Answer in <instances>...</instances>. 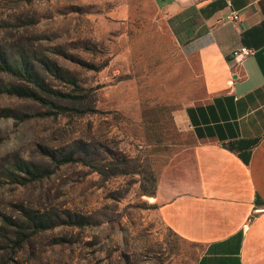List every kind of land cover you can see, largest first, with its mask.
Listing matches in <instances>:
<instances>
[{
  "label": "rangeland",
  "instance_id": "1",
  "mask_svg": "<svg viewBox=\"0 0 264 264\" xmlns=\"http://www.w3.org/2000/svg\"><path fill=\"white\" fill-rule=\"evenodd\" d=\"M19 53L68 70L94 111L45 115L46 106L0 91V264H195L200 246L171 231L139 190L140 169L152 172L156 187L192 172L193 139L178 111L202 94L196 63L181 54L151 0H0V58ZM12 82L0 70V86ZM76 140L90 144L100 164H118L115 173L102 178L41 155V146L61 151ZM14 159L51 173L18 183ZM24 210L56 225L17 244ZM66 212L83 224H69Z\"/></svg>",
  "mask_w": 264,
  "mask_h": 264
},
{
  "label": "crops",
  "instance_id": "2",
  "mask_svg": "<svg viewBox=\"0 0 264 264\" xmlns=\"http://www.w3.org/2000/svg\"><path fill=\"white\" fill-rule=\"evenodd\" d=\"M151 3L202 85L178 111L192 172L158 183L152 201L169 229L200 246L195 264H264V0ZM230 10L237 20L223 19ZM239 45L252 53L237 64Z\"/></svg>",
  "mask_w": 264,
  "mask_h": 264
},
{
  "label": "trees",
  "instance_id": "3",
  "mask_svg": "<svg viewBox=\"0 0 264 264\" xmlns=\"http://www.w3.org/2000/svg\"><path fill=\"white\" fill-rule=\"evenodd\" d=\"M89 69L96 70L97 67L92 64H84ZM0 70L9 73L17 82L8 83L0 86V91L18 97L28 98L36 103L46 106L45 115H56L65 112L66 108L74 109L79 113L93 112L91 94L81 87L75 76L68 70L61 68L53 60L46 57L30 60L22 53L15 56V59L8 60L0 58ZM48 77L50 80L46 79ZM50 81H57L65 85L66 89H61ZM79 102H84L82 108L72 107ZM71 105L68 107L67 105ZM43 158L49 159L54 165H61L70 162H78L96 171L102 178L115 173L116 165L112 161L98 162L93 157L92 146L82 140L73 141L66 149L57 150L45 146L40 147ZM125 161L123 165H128ZM12 177L17 179L18 183L39 181L51 173V168L41 162H32L27 160L14 159L12 162ZM139 190L141 195L152 197L155 194V177L150 170L140 169ZM262 203L257 197L254 198V204ZM66 219L69 224H83V216L75 212H66ZM24 219L15 221L14 241L20 244L29 235L56 225L49 215L30 210H24ZM171 230V229H170ZM172 231V230H171ZM176 234V233H175ZM177 235V234H176Z\"/></svg>",
  "mask_w": 264,
  "mask_h": 264
},
{
  "label": "built area",
  "instance_id": "4",
  "mask_svg": "<svg viewBox=\"0 0 264 264\" xmlns=\"http://www.w3.org/2000/svg\"><path fill=\"white\" fill-rule=\"evenodd\" d=\"M223 19L226 21H235L238 19V13L235 10H230L229 12L224 14ZM250 53H252L251 48H248L247 46H244V45H239L231 50L230 56L233 59V61L238 64L244 57H246ZM256 210H259V208L255 209L254 212ZM245 226H246V223L242 224L243 228Z\"/></svg>",
  "mask_w": 264,
  "mask_h": 264
}]
</instances>
